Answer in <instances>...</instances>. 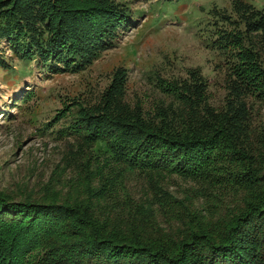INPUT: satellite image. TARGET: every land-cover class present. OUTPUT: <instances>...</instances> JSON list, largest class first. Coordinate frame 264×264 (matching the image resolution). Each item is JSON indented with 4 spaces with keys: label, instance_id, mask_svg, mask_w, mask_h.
I'll list each match as a JSON object with an SVG mask.
<instances>
[{
    "label": "trees",
    "instance_id": "16d2710c",
    "mask_svg": "<svg viewBox=\"0 0 264 264\" xmlns=\"http://www.w3.org/2000/svg\"><path fill=\"white\" fill-rule=\"evenodd\" d=\"M106 2L0 0V39H13L22 57L80 70L115 40L123 7L110 2L108 9ZM237 7L249 12L239 18L245 30L219 36L230 65L222 107L211 104L200 70H189L185 79L156 74L171 102L153 111L139 102L131 105L121 68L99 108L78 105L68 111L74 117L66 132L81 143L102 145L126 171L232 185L245 192L238 207L202 222L186 207L181 218L186 230L152 236L132 221L136 210L129 206L126 217V203L94 188L96 173L80 171L73 196L54 189L37 200L13 201L0 194V264H264V133L247 107L249 97L264 102V61L251 35L263 34L264 11L248 0H238ZM112 209L118 210L116 220L107 213ZM111 226L115 232L108 231Z\"/></svg>",
    "mask_w": 264,
    "mask_h": 264
},
{
    "label": "rangeland",
    "instance_id": "374dc122",
    "mask_svg": "<svg viewBox=\"0 0 264 264\" xmlns=\"http://www.w3.org/2000/svg\"><path fill=\"white\" fill-rule=\"evenodd\" d=\"M237 1L107 0L108 9L110 2L123 7L115 40L102 56L92 59V64L76 71L64 70L61 62L54 67L36 56L22 57L15 53L13 39L1 38L0 194L16 201L37 200L40 193L54 189L73 196L71 186L78 180V173L90 171L96 173L94 188L112 192L114 199L126 203V217L129 206L133 213L136 210L132 221L139 224L136 227L140 232L150 231L152 236L169 237L186 230L181 222L186 207L199 217L197 222L203 218L215 221L229 208L235 210L245 192L232 185L177 173L126 171L102 145L81 143L66 131L74 117L69 110L74 111L78 105L99 108L121 68L126 71L124 91L131 105L139 102L145 110L153 111L158 103L171 102L157 86L156 74L185 79L191 71L200 70L208 81L211 104L222 107L228 94L225 88L230 65L227 67L229 50L220 48L219 36L222 38L225 31H244L246 26L239 18L249 14L237 7ZM248 1L264 11V0ZM224 16L230 20H224ZM251 35L264 61V32ZM247 101L256 126L264 133V102L253 97ZM65 112L68 114L62 116ZM109 212L116 220L118 210ZM143 217L150 218L152 224H142ZM108 231L115 232L116 227Z\"/></svg>",
    "mask_w": 264,
    "mask_h": 264
}]
</instances>
